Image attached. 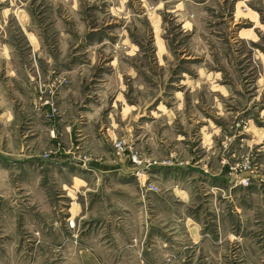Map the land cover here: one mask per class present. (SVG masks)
<instances>
[{
	"label": "rangeland",
	"instance_id": "1",
	"mask_svg": "<svg viewBox=\"0 0 264 264\" xmlns=\"http://www.w3.org/2000/svg\"><path fill=\"white\" fill-rule=\"evenodd\" d=\"M8 137L32 157L1 159ZM100 164L165 264H264V0H0V170L51 204L0 236V264L55 263L58 185Z\"/></svg>",
	"mask_w": 264,
	"mask_h": 264
},
{
	"label": "crops",
	"instance_id": "2",
	"mask_svg": "<svg viewBox=\"0 0 264 264\" xmlns=\"http://www.w3.org/2000/svg\"><path fill=\"white\" fill-rule=\"evenodd\" d=\"M7 124H10L9 119ZM42 131L40 130V136ZM14 142V138L10 137L5 140L1 152L6 153V156L2 155L1 159L32 157L33 152L27 149V146L26 148L22 146L16 153ZM119 165L108 167L100 164L97 168H89L92 172L88 174L86 182L76 177L74 173L68 177L65 174L67 180L61 181L58 185L56 204L60 212L57 213L55 222L57 226L52 230L53 233H48V226L40 230V238L56 240L55 248L53 246L41 248L45 251L44 254L56 256L55 263L49 264H165L164 250L160 248L156 233L150 232L149 229L143 230L138 215L140 204L134 190L116 181L123 175L119 171L123 170V167ZM117 170L119 172L114 174ZM12 171V168L0 170V191L8 197L12 195L14 199H9L0 208L2 237L12 236L15 231L9 229H17L20 222L24 227L30 228L33 222L44 225V219L49 221L48 213L45 211L47 207H51L47 194H43V198L38 201L33 200L32 182L29 177L22 178L18 186L19 192L15 193ZM90 175L93 180L97 175L101 181L89 180ZM61 176L63 177V174ZM155 207L159 222L158 230L160 228L162 229L160 233L171 236L170 214L161 210L160 204H155ZM68 220L73 222V226L68 225ZM132 237L151 242L148 249L142 250L141 258L137 252L138 244L132 243ZM4 247L5 254H12L9 245L5 244Z\"/></svg>",
	"mask_w": 264,
	"mask_h": 264
}]
</instances>
